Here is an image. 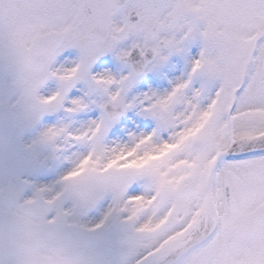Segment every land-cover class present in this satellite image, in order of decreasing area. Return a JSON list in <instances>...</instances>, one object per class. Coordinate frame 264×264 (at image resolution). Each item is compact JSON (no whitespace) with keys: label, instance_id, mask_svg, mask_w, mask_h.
<instances>
[{"label":"snow or ice","instance_id":"1","mask_svg":"<svg viewBox=\"0 0 264 264\" xmlns=\"http://www.w3.org/2000/svg\"><path fill=\"white\" fill-rule=\"evenodd\" d=\"M0 264H264V0H0Z\"/></svg>","mask_w":264,"mask_h":264}]
</instances>
